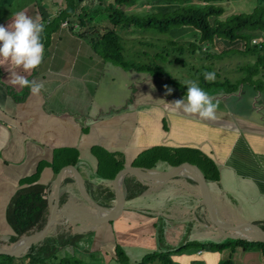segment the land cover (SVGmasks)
<instances>
[{"label": "crops", "instance_id": "obj_1", "mask_svg": "<svg viewBox=\"0 0 264 264\" xmlns=\"http://www.w3.org/2000/svg\"><path fill=\"white\" fill-rule=\"evenodd\" d=\"M60 9V0H0V25L8 27L18 12L39 18L44 25V56L39 67L24 72L10 64L0 65V242L4 246L12 243L7 207L20 180L34 174L39 162L44 166L30 184L46 185L47 195L54 198V185L59 182V210L93 215L97 212L80 203L81 199L70 197L75 176L87 194L107 208L114 204L110 183L117 170L134 166L138 154L153 146L193 148L212 161L217 180L209 181V188L215 210L224 222H264V97L259 108L255 92L249 93L244 108L255 110L254 116L219 105L215 120H202L175 111L172 102L186 96L165 95L150 77L116 82L109 73L110 81L101 83L106 72L103 69L93 81L92 92L87 76L91 65L102 58L89 46L85 55L81 52L80 43L87 38L78 35L76 24L57 23ZM62 37L63 46L53 44ZM12 72L41 82L44 88L33 95L29 88L14 86L10 83ZM99 96H104V101ZM215 96L224 100L228 97ZM55 150L63 154L54 161ZM53 161L59 168L57 173ZM118 161L122 166L114 168ZM172 166L164 159L155 161L152 168H141L163 171ZM122 190L126 201L121 218L113 225L92 228L91 250L102 251L105 264H117L115 244L152 252L187 241H224L211 226L200 188L191 178L176 175L148 185L125 174ZM137 199L138 203H133ZM187 229L191 231L188 237ZM192 247L185 245L168 256L175 264H221L228 257L234 264H264L256 248ZM128 259L132 263L140 260ZM145 264L161 262L155 259Z\"/></svg>", "mask_w": 264, "mask_h": 264}, {"label": "trees", "instance_id": "obj_2", "mask_svg": "<svg viewBox=\"0 0 264 264\" xmlns=\"http://www.w3.org/2000/svg\"><path fill=\"white\" fill-rule=\"evenodd\" d=\"M224 1L226 0H60L61 9L56 20L58 19L59 25L63 21H68L70 25L76 24L79 27L78 35L87 38L93 50L104 60L112 61L125 69L154 70L158 74L163 73L168 78L171 94L177 97L186 95V83L172 78L168 72H163L157 63H135L126 60L121 35L123 31L132 32L137 28H152L154 32L164 33L175 26L190 27L195 32L193 39L188 41L170 39L158 45L145 40L141 43L149 48H161L154 52L156 56H160L163 52L169 53L168 55L174 54L173 61L186 66L191 78L196 79L195 82L202 89L213 87L224 90V93H220L223 95L239 94L247 82L255 89L261 90L264 86V0H255V5L250 11L235 12L221 18L225 14V8L221 5ZM148 2L161 5L139 11L133 8L135 5ZM101 19H104L106 26L98 23ZM220 42L224 44L222 49L218 48ZM212 48L214 50H211ZM233 52L252 57L251 63L241 67L243 75L233 81L228 78L215 79L214 82L205 81L204 72H215L212 63L206 61L209 58H222ZM189 54L199 55L198 66H187L183 56ZM177 90L180 92L179 95H176ZM59 150H55L54 161L56 156L63 154ZM73 159L76 163L75 156ZM164 159L169 160L173 166L181 162L195 164L208 182L217 180L212 161L193 148L167 149L163 146H153L141 151L133 161V165L152 168L155 161ZM54 161L53 171L57 173L59 168L53 164ZM74 163L69 164L74 165ZM114 164V168L122 166L119 161ZM43 166V162H39L34 174L20 180V187L8 204L6 219L13 230L11 242L32 232L42 215L49 209L46 185L30 184L31 178L38 176ZM258 224L264 229L262 220ZM79 226V223L71 221L57 225L49 231L35 251L20 258L0 254V264H97L86 260V258L94 259L95 251H98L90 250L94 231L89 227L81 230ZM193 242L195 241H187L173 248L149 252L132 264H144L155 259L161 264H175L168 255L181 250L185 245H193ZM195 243L194 246L203 249L221 250L230 247L233 250L237 246L243 249L256 248L264 259V243L259 241L232 238ZM79 246V252L86 258L76 254V247ZM113 254L117 264H130L123 247L119 244H115ZM221 264L234 263L228 257Z\"/></svg>", "mask_w": 264, "mask_h": 264}, {"label": "rangeland", "instance_id": "obj_3", "mask_svg": "<svg viewBox=\"0 0 264 264\" xmlns=\"http://www.w3.org/2000/svg\"><path fill=\"white\" fill-rule=\"evenodd\" d=\"M105 1H110V0H105ZM155 5H161V4L160 3L155 4V3H150V2L142 3V4L140 3L139 6L135 5L133 8H135L139 11V10H146L152 6H155ZM221 5L224 6V8H225V14L222 15V17H221V18H224L225 16L232 14V13H235V12L250 11L253 8V6L255 5V0H226L224 2H221ZM103 20L104 19L99 20L98 23L100 25L106 26V24H105V22H103ZM52 31H54V30H52ZM194 32L195 31L192 28L184 27V26L171 27V29L169 31L164 32V33L154 32V30L152 28L151 29L137 28V30H134L132 32L123 31L121 36L123 38L122 43L124 46V51H123L124 58L126 60H129V61H132L135 63H146V64L147 63L148 64L157 63L162 68L163 72H168L172 76V78L178 80L179 82H182V83H186L188 81H194L195 82L196 79L191 78V73H189L188 68L186 69V66L173 61L174 54L168 55L169 53L163 52V53H161L160 56H156L154 52L159 51V49H161V48H159V49H156L155 47L149 48V47L143 45V43H141V42H144L145 40H150V42H152L153 44H158V45L164 44L165 40H170V39H175L177 41H179V40L188 41V40L193 39ZM143 38H146V39H143ZM63 41H64V37H62L60 42L58 41V39H56L53 42V44L61 47L64 44ZM51 44H52V40H51ZM223 45L224 44H222V42H220L218 45V48L222 49ZM80 46H83V48L81 49V52L84 55L88 51L87 46H89L90 48L92 47L88 40H85L84 43H80ZM211 50H214V49L212 48ZM84 55L79 54V57H84ZM183 58H184V60L187 61V66H189V65L198 66V64L200 63L198 54L185 55V56H183ZM103 60L101 59L100 62H97L98 63L97 65H94V66L91 65L92 68L89 72V75L87 76L90 79L89 81H91L92 92L94 90L93 81L98 80V78L100 77V73L104 69V71H106V72L103 75L102 80H100L101 83L110 81L109 80L110 79L109 73H112L114 75L116 82H120V81H123L126 79L141 80L142 77L146 76V78L147 77L152 78L153 85L155 86V88L157 90L159 89L160 91L165 93V95L171 96L172 91H169V89H171V87L169 85V82L167 83L168 78L166 76H164L163 73L160 72L158 74L154 70H152V71H148V70L147 71L146 70L145 71H138V70L133 69V68L125 69V68L121 67L120 65L112 62V61H109V60L103 61ZM80 61H83V59L80 58ZM251 61H252V57L250 55H244L242 53L233 52V53H230L228 55H225L222 58H209L206 62L212 63V65L214 66V71H215V76H216L215 79L228 78V79L233 81V80H235V78L237 79L243 75L241 67L251 63ZM105 88H106L105 86L102 87L99 90V92L103 91ZM262 88H261V90H257L253 86L249 85L246 82V84L243 85V87H242L243 91H242V93L239 94V96H237V95L228 96L227 95L228 97L225 100L222 98H219V96H215V97H213V102H216L218 100L219 105L224 107L223 109H225V108L235 109L236 111L241 112V113H245V111H247V113H249L251 116H254V114H257V113H255V110H248L244 107L246 106V100L250 97L249 93H251V92L252 93L255 92L257 100H258L257 104L259 105V108L262 107V98L261 97L262 96L264 97V89H262ZM204 90L210 96L219 95L220 93L225 92L222 89H216L213 87L204 88ZM254 90H256V91H254ZM176 93H177L176 95L180 94V92L178 90L176 91ZM233 94H236V93H233ZM98 99L101 101H104V96H99ZM220 103H222V104H220ZM263 113H264V110H263ZM73 187H74V192L70 193V197L71 198L72 197L73 198L78 197V199H81V200H79L80 203L84 204L85 207H89L91 210L93 209L94 211L97 212V209L94 206H92L88 202V200L83 196L76 178L74 179V186ZM139 200L140 199H137L133 203L136 202V204H137ZM72 201L74 202L75 200L72 199ZM211 226H213V225L211 224ZM83 233H84V231H83ZM190 233H191L190 229L189 230L187 229L185 232V235L188 237V234H190ZM221 238H223L224 240L232 239L231 237H228V236H223V237L221 236ZM195 242H200V241L196 240ZM195 242L192 243L193 244L192 249H195V247H194V245H196ZM0 244L2 246L5 245L3 241H1ZM76 248H77L76 254L78 256H83L82 253L79 252L80 246L76 247ZM90 250H91V247H90ZM124 250L126 251L125 253L127 255V258H140L141 259L143 256H145L146 254L149 253V250H142L140 252H137L139 250L134 248V247H131V246H126V248H124ZM95 253H96V257L94 259L93 258H86L85 256H83V257L86 258V260L95 262L97 264H105L103 252L102 251H95ZM66 255H68V254H66ZM128 262L130 264H132V262L129 259H128ZM111 263H116V262L112 261Z\"/></svg>", "mask_w": 264, "mask_h": 264}, {"label": "water", "instance_id": "obj_4", "mask_svg": "<svg viewBox=\"0 0 264 264\" xmlns=\"http://www.w3.org/2000/svg\"><path fill=\"white\" fill-rule=\"evenodd\" d=\"M67 168L73 167L67 166ZM125 174L132 175L143 184L148 185L159 184L176 175H184L191 178L198 184L202 204L208 213L210 222L219 234L233 239L239 238L264 243V229L255 221L242 220L235 224H228L219 218L213 204L209 182L206 180L202 171L194 164L181 162L163 171H154L131 165L123 166L117 170L111 180L110 184L114 195V205L107 208L98 204L87 194L83 184H81L80 178L76 175L75 178L83 196L97 209V213L93 215L81 212L67 213L59 210V182L56 183L54 185L55 196L54 198L49 197V209L42 215L38 225L32 232L17 238L9 246L0 245V254L20 258L32 253L42 244L46 235L53 227L69 221L89 228L115 224L125 211L126 200L122 190V177ZM242 231H246V234H240ZM249 234H253V236H248Z\"/></svg>", "mask_w": 264, "mask_h": 264}, {"label": "clouds", "instance_id": "obj_5", "mask_svg": "<svg viewBox=\"0 0 264 264\" xmlns=\"http://www.w3.org/2000/svg\"><path fill=\"white\" fill-rule=\"evenodd\" d=\"M43 30L44 25L39 22V18L33 19L24 12L16 13L8 27L0 25V65L10 64L22 68L24 72L39 67L44 56L41 40ZM203 77L208 82H214L216 78L215 72L210 71L204 72ZM10 83L20 88H29L33 95H38L44 88L43 83L30 81L17 72L11 73ZM185 85L186 99L184 97L173 101L174 110L202 120H215L219 101L213 102V97L194 81H188Z\"/></svg>", "mask_w": 264, "mask_h": 264}, {"label": "built area", "instance_id": "obj_6", "mask_svg": "<svg viewBox=\"0 0 264 264\" xmlns=\"http://www.w3.org/2000/svg\"><path fill=\"white\" fill-rule=\"evenodd\" d=\"M67 25H68V22L67 21L61 22V26H67Z\"/></svg>", "mask_w": 264, "mask_h": 264}, {"label": "bare ground", "instance_id": "obj_7", "mask_svg": "<svg viewBox=\"0 0 264 264\" xmlns=\"http://www.w3.org/2000/svg\"><path fill=\"white\" fill-rule=\"evenodd\" d=\"M106 213V211H104ZM52 222V221H50ZM240 234H246V231H242ZM248 236H253V234H249Z\"/></svg>", "mask_w": 264, "mask_h": 264}]
</instances>
